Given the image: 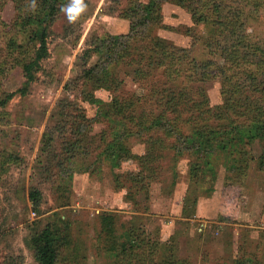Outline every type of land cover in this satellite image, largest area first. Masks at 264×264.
<instances>
[{"label":"rangeland","instance_id":"obj_1","mask_svg":"<svg viewBox=\"0 0 264 264\" xmlns=\"http://www.w3.org/2000/svg\"><path fill=\"white\" fill-rule=\"evenodd\" d=\"M134 1L81 0V7L57 0L49 55L27 86L22 63L36 42L19 27L17 5L34 9L41 0H0V100L17 92L0 104V264H39L32 238L47 227L57 264H125L132 256V264H264V141L247 147L244 172L229 169L224 152L206 153L199 178L191 175L189 151L179 148L202 124L225 123L199 116L192 98L217 112L232 85L190 68L216 57L204 44L212 26L196 22L190 8L208 13L214 2L229 10L247 2L138 0L158 6L146 26L128 16ZM252 1L244 11L248 28L263 39L264 0ZM155 36L180 57L170 84L181 97L172 109L165 101L168 64L143 68L151 73L139 72L143 79L137 74ZM228 67L238 77L247 68L233 59ZM250 96L264 104L258 93ZM114 101L125 107L121 116L112 112ZM151 112L168 114L167 129L148 127ZM124 126L128 133L116 141ZM33 192L41 196L37 207Z\"/></svg>","mask_w":264,"mask_h":264},{"label":"trees","instance_id":"obj_2","mask_svg":"<svg viewBox=\"0 0 264 264\" xmlns=\"http://www.w3.org/2000/svg\"><path fill=\"white\" fill-rule=\"evenodd\" d=\"M56 1L41 0V3L37 7L34 9L27 8L26 10H24L21 4L17 5L20 14L19 27L23 31L28 29L36 42L33 57L30 61L22 63L27 78V86L35 80L36 72L41 67V61L49 55L47 42L48 27L53 18L52 15L54 16V11L56 10ZM245 1L248 5L249 0ZM214 3V7L208 13L199 10L200 7L190 8L196 22L203 21L209 26H212L213 35L207 38L204 44L209 48V52L216 56L207 63L197 64L194 67L190 66V68L203 79H207L215 73L216 75H221L224 81L232 85L224 93L226 96L224 109L217 112H213L210 108L202 110L203 104L201 102H205V100H193L194 97L191 100L193 108L201 109V112H198L199 116H203V113H206L204 117L219 118L225 122L219 125V127L222 126L219 129L210 128L209 125L203 126L202 123H198L202 124L201 128L193 131L192 136L183 137L185 140L179 148H182L184 151H189V166L191 175L194 178H199L203 167V156L212 151H222L227 155L229 169L240 172L247 171L250 164L247 147L251 146L256 140L264 141V104L250 100V93L252 92L258 93L261 96V101L264 100V38L258 39L250 32L248 28V14L244 12L247 9L246 4L245 6H240L241 4L238 2V7L229 10L223 4L222 6H218V2ZM259 3L261 4V2ZM157 8L158 6L153 2L144 5L140 1L135 0L134 5L128 9V16L136 23L141 22L149 26L154 23V10H157ZM14 44L12 41L9 45L13 47ZM149 44L150 48H153V53L149 56L150 61L144 64L142 68L140 66L137 69V74L143 79L139 72H143L144 75H151L146 70L144 71L143 68L153 69L168 64L163 70L168 75V79L165 78L166 83H168L165 90H170L165 101L168 104L167 108L172 109L175 102L181 97V92H176L170 84L171 82H175L173 80L180 75V71L178 70L180 69L178 68L180 57H178L177 52L167 51V48L165 49L164 47L166 44L165 41L158 36L153 37ZM159 45L162 48H159ZM111 52L113 55L117 53L115 50H111ZM154 54L161 55L162 59L155 62L154 59L156 56ZM218 58L221 61H218ZM230 59L236 61L238 65L241 64L247 67L244 75L238 77L233 72H229L228 66L230 65ZM248 66L252 68H248ZM165 74L161 75L163 76ZM233 81L237 82L233 84ZM248 89H252V92L249 90V95L244 97ZM18 91L25 94L26 88H20ZM16 94L17 92L8 93L5 98L0 100V104L5 106ZM111 107L112 112L117 116H121L125 110L122 101L112 102ZM134 112L136 113L135 110ZM154 112L150 113V116H154L155 118L151 123L152 126L148 125V127L153 128V126L158 125L160 129H167L166 121L167 123L170 121V119H167L168 114L165 112L155 114ZM142 115L143 112L135 115V117L138 116V118L142 119ZM144 129L147 130V128ZM118 130L116 133L118 136L115 137L116 141L128 133L125 126L118 128ZM169 130L170 128L164 131L167 132ZM115 165L117 166L119 164ZM258 166L261 170H264V146L263 152L258 160ZM173 183H175V180ZM40 198L41 196L38 192L31 194V199L34 201L35 207L39 206ZM53 237L51 229L47 227L32 238L35 258L39 264H57L58 252L54 245ZM133 257L126 258L129 260L128 262L125 261V264H132ZM142 261L140 264H142Z\"/></svg>","mask_w":264,"mask_h":264},{"label":"clouds","instance_id":"obj_3","mask_svg":"<svg viewBox=\"0 0 264 264\" xmlns=\"http://www.w3.org/2000/svg\"><path fill=\"white\" fill-rule=\"evenodd\" d=\"M77 4L80 5L81 7H83V5L81 4V0H76ZM69 19H74V17H69Z\"/></svg>","mask_w":264,"mask_h":264}]
</instances>
